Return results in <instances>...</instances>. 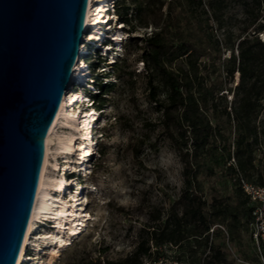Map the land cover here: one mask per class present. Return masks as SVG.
<instances>
[{
	"label": "trees",
	"instance_id": "1",
	"mask_svg": "<svg viewBox=\"0 0 264 264\" xmlns=\"http://www.w3.org/2000/svg\"><path fill=\"white\" fill-rule=\"evenodd\" d=\"M165 5V22L140 36L135 52L143 63L149 99L161 113L163 133L183 162V189L166 216L155 215L131 254L93 264H144L165 245L186 247L181 261L187 264H234L228 242L243 232L256 242L247 261L264 264L256 204L240 180L264 186V176L254 177L255 152L264 139V0H121L114 9L124 24L147 28V11ZM232 6H240L247 19L238 34L227 26L226 11ZM213 23L224 29V38L214 34ZM213 53L221 61L210 70ZM219 70L222 79L214 78ZM98 90L89 92L100 109L113 84H98ZM201 173L230 184L234 195L218 190L208 200Z\"/></svg>",
	"mask_w": 264,
	"mask_h": 264
},
{
	"label": "rangeland",
	"instance_id": "2",
	"mask_svg": "<svg viewBox=\"0 0 264 264\" xmlns=\"http://www.w3.org/2000/svg\"><path fill=\"white\" fill-rule=\"evenodd\" d=\"M120 2L121 0H112L111 3L116 6ZM110 13L114 19L104 29H110L112 39L101 35L103 26L99 30L89 27L84 34L85 38L89 37V31H98L96 44L87 40L81 44L88 52L82 55L81 60L86 63L88 69V83L96 88V92H99L98 84H113V90L106 95V100L100 101V104H103L100 109L95 107L99 104L98 101L94 104V108L99 112V120L92 127L96 142L93 156L86 158L89 166L84 165V168L79 170L81 166L77 167L73 162L74 167L66 171L64 157L55 154L59 142L66 140L70 133L74 132L72 128L57 129L53 134V149L50 155L52 162H60V173L65 171L67 178L73 181L65 198L74 204L76 199L80 198L78 207L87 214V225L83 232L64 247L42 238L35 241V235L51 231L41 226L43 231L33 232L31 236V243L34 244H30L27 249L36 247V250L28 252L30 259L26 264H37L39 260L40 264H93L99 258L120 260L135 250L140 235L146 234L155 215L162 213L166 216L181 195L184 185L183 162L171 140L163 133L161 113L149 99L143 63L139 60V53L135 52L141 44L140 36L145 32L149 34L152 29L163 25L167 17V5L155 6L147 11L146 20L151 24L147 28L124 24L118 20V13L114 12L113 8ZM226 17L227 26L236 34L247 23L240 6L230 7L226 11ZM213 25L214 34L224 38V29H217L216 23ZM260 36L264 38V33ZM118 37L119 40L116 39ZM105 38L108 39L107 42ZM115 41H120L121 44L118 42L111 50L105 46L106 43L113 45ZM104 46L108 49L107 55ZM228 55L229 52L223 58ZM93 61L98 62V65L93 66ZM220 61L216 53L210 55L209 69L213 70ZM83 74H86L85 70ZM217 77L223 78L220 70L214 75V78ZM237 80L238 74L235 78L236 82ZM75 87L77 88V84L74 83L69 92ZM228 98L231 99V94ZM82 103L83 105L81 102L76 103L75 110L82 108L91 111L84 101ZM260 119L264 124V113ZM231 130L229 126L226 132L230 133ZM255 153L257 169L254 177L257 178L259 174L264 176V139ZM82 155L75 154L74 160H79L78 157L81 159ZM48 168L49 174L55 173L53 165ZM75 180L82 182L84 187L78 188L80 184ZM199 180L208 200H211L218 190L226 197L234 195V190L228 183L208 178L203 173L200 174ZM54 190L51 188L52 194ZM79 190L83 194L78 193ZM70 191L76 195L70 196ZM259 214L264 221V209ZM250 234L243 232L240 239L228 242L229 259L234 264H250L245 256H250L256 249V242ZM256 236L255 234L253 238ZM223 239L221 236L217 241ZM35 242H39L40 247L36 246ZM185 249L183 246L165 245L160 253L145 258L144 264H187L181 261L185 258ZM53 252L56 255L54 258L51 257ZM262 260L264 262V257Z\"/></svg>",
	"mask_w": 264,
	"mask_h": 264
},
{
	"label": "water",
	"instance_id": "3",
	"mask_svg": "<svg viewBox=\"0 0 264 264\" xmlns=\"http://www.w3.org/2000/svg\"><path fill=\"white\" fill-rule=\"evenodd\" d=\"M89 0H0V264H17Z\"/></svg>",
	"mask_w": 264,
	"mask_h": 264
},
{
	"label": "bare ground",
	"instance_id": "4",
	"mask_svg": "<svg viewBox=\"0 0 264 264\" xmlns=\"http://www.w3.org/2000/svg\"><path fill=\"white\" fill-rule=\"evenodd\" d=\"M110 6L111 0H89V7L85 23L86 30L89 29L90 20H94V22L100 23L111 16L109 14ZM100 28L101 27L97 28V30H99ZM92 33L93 34L89 37H97L96 34L98 33V31H94ZM119 38L120 37L116 39L119 40ZM117 42L121 44L120 41ZM86 53L88 52L85 50V46H82L81 54ZM81 60L82 55L79 56L76 64L74 65L73 78H75V80L72 79V85L75 83L76 78H78V76L82 74V69L86 71V77L84 76L83 79H85V81L87 80L86 83H88V81L90 80L89 76L87 77L88 69L86 63L84 61L82 62ZM88 84L92 86L91 83ZM85 100L86 98L84 96V93L79 88L75 87L73 91H68V93L63 98L57 115L50 127L49 133L46 137L45 160L41 172L37 197L17 264H26L30 259V256L26 250L27 247H29V244H34L31 243V236L33 232L41 233L42 228L38 229L40 228L38 227V223L42 219L45 220L49 217L55 219V229L48 231L43 235H35V241H38V239L42 238V240L44 239L51 242H59L60 247L71 243L73 238L83 232L87 225L88 216L83 211V209H79L78 207L80 198L78 197L76 199V203L74 205H72L69 200L65 198L70 185L73 184V181H70L67 178V174L65 171L62 174L60 173V162L58 160L52 162L50 159V155L53 149V134L60 127L72 128L74 132L70 133L69 137L66 140H62L59 142L55 154L58 153L59 155L57 156L64 157V166L66 171L74 167L73 162H77L74 160V156L77 153H79L80 155L83 154L81 159L80 157H78L82 161L83 166H89L86 163V158H89V155H91L92 157L94 153L96 141L92 127L96 123V121L99 120V112L94 107L91 111L89 109L85 110L82 108L78 111L75 110L74 105L78 102H81V105H83L82 102ZM49 165H53V168L55 170V173L52 175L48 173ZM75 182L80 184L78 188L84 187L82 182H79L78 180H75ZM51 188L56 189L59 195L52 194L50 190ZM80 192L81 190H79L78 193ZM81 193L83 194V192ZM69 194L70 196L76 195L72 191H70ZM38 243L35 242V245L40 247V244ZM55 256V252H53L51 257L54 258ZM37 264H40V260L37 262Z\"/></svg>",
	"mask_w": 264,
	"mask_h": 264
},
{
	"label": "built area",
	"instance_id": "5",
	"mask_svg": "<svg viewBox=\"0 0 264 264\" xmlns=\"http://www.w3.org/2000/svg\"><path fill=\"white\" fill-rule=\"evenodd\" d=\"M240 180L242 188L251 197L252 202L256 204V227L258 226V231H262L264 233V221L261 219L259 214L260 211L264 209V186L246 180L243 177H241Z\"/></svg>",
	"mask_w": 264,
	"mask_h": 264
}]
</instances>
